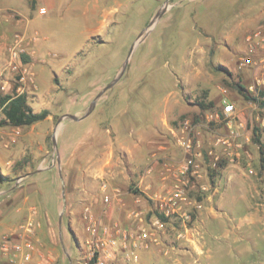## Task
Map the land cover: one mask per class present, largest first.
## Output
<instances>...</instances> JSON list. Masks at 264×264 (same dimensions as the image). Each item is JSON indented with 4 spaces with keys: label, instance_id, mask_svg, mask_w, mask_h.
<instances>
[{
    "label": "rangeland",
    "instance_id": "rangeland-1",
    "mask_svg": "<svg viewBox=\"0 0 264 264\" xmlns=\"http://www.w3.org/2000/svg\"><path fill=\"white\" fill-rule=\"evenodd\" d=\"M165 1L9 0L32 14L29 35L38 31L40 44L35 58L27 51L22 57L30 79L21 86L23 94L33 111L46 109L50 116L29 127H0V246L31 219L38 224L33 239L50 264H83L85 209L107 226L99 218L101 185L126 193L154 162L163 168L179 161L176 139L184 127L201 142L210 185L202 195L191 193L202 205L197 219L227 164L239 166L245 178L264 188V97L250 91L261 71L241 66L243 58H264V49L253 43L255 50L248 53L247 43L264 25V0H169L123 76L92 112L81 121H59L86 114ZM40 7L45 15H39ZM10 44L0 59V83L9 81V95L20 85L6 66ZM224 100L235 107L231 118L222 114ZM201 103L213 107L202 109ZM220 138L231 146L214 149ZM160 142L167 151L153 156ZM210 148L216 167L206 155ZM224 209L231 219L217 209L216 218L196 220L195 245L177 243L169 257L153 253L147 264H264V223H247L249 212L239 201ZM7 259L0 248V264Z\"/></svg>",
    "mask_w": 264,
    "mask_h": 264
},
{
    "label": "built area",
    "instance_id": "built-area-1",
    "mask_svg": "<svg viewBox=\"0 0 264 264\" xmlns=\"http://www.w3.org/2000/svg\"><path fill=\"white\" fill-rule=\"evenodd\" d=\"M38 13L45 15L46 9L40 8ZM263 33L264 25L247 37L248 53L251 55L255 50L252 43L264 49ZM24 42L23 35H14L7 51L6 66L16 78V82L20 84L15 91L17 95L23 94L21 86L25 85L29 79L22 63V57L26 53ZM242 61L241 66L251 65L261 71V76L254 78L250 88L251 92L259 94V91L264 90V58L259 62L249 58H243ZM0 91L7 94L9 81L0 83ZM222 108V114L225 117L234 116L235 107L231 102L224 100ZM176 144L181 150L182 158L174 164L164 165L161 174L162 184L159 189L151 192L144 188L141 191L150 203V209L127 212V217L136 222V230L129 231L119 225L101 227L90 214V209H85L84 218L88 224L86 228L88 238L84 243L83 264H118L120 260L126 264L137 263L138 253L142 249L156 248L161 256L169 257L170 253L176 249L177 243H184L186 247L197 243L199 234L195 223L202 205L201 201H198L191 193L198 192L202 195L209 191L210 185L205 181L206 175L201 165L204 154L201 142L195 136H191L186 127L182 130L181 136L176 139ZM221 146L230 147V141L226 138L215 140L213 148ZM213 148L207 150L206 155L213 161V167H216L214 161H217V158L214 157ZM150 173V169L145 171L146 175ZM135 189L137 188L131 191L134 192ZM100 191L104 207L120 198V191L113 189L110 192L106 184L101 185ZM36 227L38 224H34L30 219L25 225L19 227L17 236L5 237L0 248L3 255L8 257L6 264H45L47 258L33 239Z\"/></svg>",
    "mask_w": 264,
    "mask_h": 264
},
{
    "label": "crops",
    "instance_id": "crops-1",
    "mask_svg": "<svg viewBox=\"0 0 264 264\" xmlns=\"http://www.w3.org/2000/svg\"><path fill=\"white\" fill-rule=\"evenodd\" d=\"M31 15L32 14H30L29 11L24 13L18 7L12 6L9 0H0V59L4 55L5 47L12 41V37L18 33L23 34L25 38L24 44L27 48L26 51L28 55L32 58L36 57L40 44L37 37L38 31H34V35L36 36L29 35V32L32 31L31 24L33 19H29ZM129 136L131 137L132 134ZM155 149L156 152L153 156L156 153L167 151L166 145L162 142H160L159 146ZM180 156H182V153L179 149L177 157ZM150 168L151 173L149 175H146L145 172L141 175L138 174L133 186V188H137L134 192L131 191L133 188L130 189L129 192H122L120 193L118 201H114L109 206H103L101 208L99 216L101 225H119L121 228L129 231L137 229L136 222L127 217V212L129 210H149L150 203L141 191H143L144 188H147L153 192L158 190L162 184L161 174L163 173V168H161L156 162H154V165ZM216 185H218L219 188H214L213 193L204 200L203 210L199 213L198 219L202 216L216 218L217 214L215 213L217 209H221L222 212H224L222 215L223 218L231 219L230 212L227 210L225 211L224 208H226L227 204L231 203L234 207L236 202L239 201L246 211L249 212V219L246 220L247 223L250 225L264 223V205L259 203L264 199V188H261L263 187V184H258L257 182L255 183L253 179L245 178L242 169L239 166L227 164L226 167L221 168L220 178ZM234 193H236L237 196H235ZM137 200L139 203L136 204L135 202ZM32 215L33 217H37V211L34 210V214ZM236 229H240V226H237ZM229 235H231L230 232L226 233L225 236L228 237ZM153 253L159 256V252L156 248H150L148 250L142 249L138 253L137 263L131 264H147V258L153 255ZM144 259L145 261L143 262ZM50 261L49 256H47L45 264H50ZM6 263L7 260L5 263L1 262V264ZM118 264L126 263L123 260H120Z\"/></svg>",
    "mask_w": 264,
    "mask_h": 264
},
{
    "label": "trees",
    "instance_id": "trees-1",
    "mask_svg": "<svg viewBox=\"0 0 264 264\" xmlns=\"http://www.w3.org/2000/svg\"><path fill=\"white\" fill-rule=\"evenodd\" d=\"M236 88L240 94H242L245 98L249 96L246 94V90L241 85H236ZM261 97H264V90L260 92ZM202 109H206L209 107H213L212 103H209L207 106L203 103L200 104ZM0 110L3 118L0 119V127L1 126H12L15 128L21 127H29L35 125L39 122L46 120L50 113L48 110L44 109L40 112H35L27 103V97L25 94H7L4 96H0ZM257 134L254 132V134ZM260 155H264V151H260ZM262 160L264 158H261ZM264 161V160H263Z\"/></svg>",
    "mask_w": 264,
    "mask_h": 264
},
{
    "label": "water",
    "instance_id": "water-1",
    "mask_svg": "<svg viewBox=\"0 0 264 264\" xmlns=\"http://www.w3.org/2000/svg\"><path fill=\"white\" fill-rule=\"evenodd\" d=\"M168 2L169 0H166L165 3H164V7L159 10L154 16L153 18L150 20L148 26H147V29L145 30L144 33H141L139 34L136 42L131 46V48L129 49V52H128V55H127V58L125 60V63H124V66L121 70V72L119 73V75L117 76V78L111 82L110 84H108L106 87L103 88V90L101 92H99L96 97L92 100L86 114L81 117V118H77L76 116L74 115H64L60 118L59 121H61L62 119H70V120H73V121H81L83 120L84 118H86L91 112L92 110L94 109L95 107V104H96V101L108 90H110L119 80L120 78L123 76L125 70H126V67L128 65V62H129V59L134 51V49L136 48L137 45H139L147 36L148 34L150 33V31L154 28V26L157 24V22L160 20V18L162 17V15L164 14V12L166 11V8L168 6ZM52 143H53V147L55 148L56 146V142H55V136L53 135L52 136ZM64 207H65V204H64ZM68 260H70V258L68 257V255H66Z\"/></svg>",
    "mask_w": 264,
    "mask_h": 264
}]
</instances>
